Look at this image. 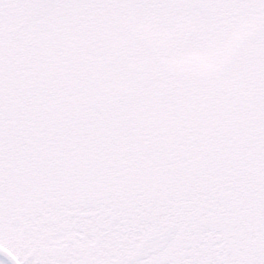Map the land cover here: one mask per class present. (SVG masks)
I'll use <instances>...</instances> for the list:
<instances>
[{
  "label": "rangeland",
  "instance_id": "374dc122",
  "mask_svg": "<svg viewBox=\"0 0 264 264\" xmlns=\"http://www.w3.org/2000/svg\"><path fill=\"white\" fill-rule=\"evenodd\" d=\"M0 244L264 264V0H0Z\"/></svg>",
  "mask_w": 264,
  "mask_h": 264
},
{
  "label": "water",
  "instance_id": "95a60500",
  "mask_svg": "<svg viewBox=\"0 0 264 264\" xmlns=\"http://www.w3.org/2000/svg\"><path fill=\"white\" fill-rule=\"evenodd\" d=\"M112 222L117 220L116 215L110 217ZM176 231V223L166 224L160 231L142 238L135 246L134 251L127 255L130 262L146 257L150 253L159 251L172 237ZM0 258L6 264H18L15 258L0 246Z\"/></svg>",
  "mask_w": 264,
  "mask_h": 264
},
{
  "label": "trees",
  "instance_id": "16d2710c",
  "mask_svg": "<svg viewBox=\"0 0 264 264\" xmlns=\"http://www.w3.org/2000/svg\"><path fill=\"white\" fill-rule=\"evenodd\" d=\"M229 100H231V98L227 95V96H225V103L226 102H230ZM237 99H234V101L232 100L231 102H234L233 103V108H237V109H239L240 108V106L241 105H243V103L244 102H242V101H239V100H237ZM230 102V103H231ZM227 112V111H226ZM235 112V111H234ZM253 114V113H252ZM224 117H225V122H228L229 120L227 119V117H226V115H224ZM253 120V121H252ZM252 120H251V122H252V124H253V126L256 128V129H259V127H260V115L259 114H257V113H254V115L252 116ZM224 122V123H225ZM260 136V132L258 133V134H256V140H258L257 138H259V136ZM258 136V137H257Z\"/></svg>",
  "mask_w": 264,
  "mask_h": 264
}]
</instances>
